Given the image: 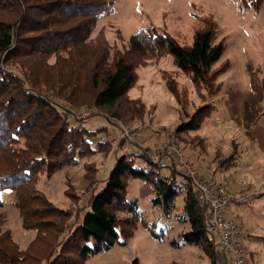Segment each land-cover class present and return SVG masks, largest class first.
I'll list each match as a JSON object with an SVG mask.
<instances>
[{"label": "trees", "instance_id": "1", "mask_svg": "<svg viewBox=\"0 0 264 264\" xmlns=\"http://www.w3.org/2000/svg\"><path fill=\"white\" fill-rule=\"evenodd\" d=\"M244 1L249 7L264 6V0ZM116 2L0 0V193L13 198L23 229L37 233L22 250L4 229L7 216L0 198V264H84L116 244L127 245L140 217L138 202L127 197L131 179L152 184L154 203L162 205L169 218L184 187L185 206L177 221L189 230L180 235V243L171 245L198 246L212 264L223 262L225 255L208 233L207 211L177 165L167 175L162 171L166 166L147 153L116 156L104 186L90 193L86 205L81 206L79 195L69 188L67 195L78 205L68 209L53 204L36 186L40 174L51 177L109 148L108 141L93 144L106 128L94 130L81 120L72 126L70 117L85 108L111 111L126 101L148 54L173 56L178 69L191 74L194 82H205L225 52L224 45L215 42L210 20L189 46L146 28L131 36L127 51H115L103 32L96 39L92 35L99 18ZM210 108H200L177 133L200 130ZM114 116L120 118L119 113ZM234 155L222 169L231 165ZM178 175L187 182H178ZM148 229L157 240H165L151 225Z\"/></svg>", "mask_w": 264, "mask_h": 264}, {"label": "rangeland", "instance_id": "2", "mask_svg": "<svg viewBox=\"0 0 264 264\" xmlns=\"http://www.w3.org/2000/svg\"><path fill=\"white\" fill-rule=\"evenodd\" d=\"M208 20L217 33L215 42L222 43L225 52L207 80L194 82L191 74L175 66L173 56L148 54L137 68L138 81L126 101L111 111L85 108L70 117L72 126L81 120L94 130L106 128L94 138V147L104 141L111 145L51 177L40 174L36 186L47 199L63 209L74 208L78 202L67 195L70 188L79 195L80 205H86L90 193L104 186L116 156L127 152L147 153L166 166L162 171L168 175L172 165L178 166L174 145L202 175L214 171L215 183L226 186L236 198L264 187V6L249 7L244 0H117L113 10L97 21L92 38L103 32L115 51H127L133 34L153 28L189 46ZM205 105L211 108L200 130L177 133V128ZM158 147L165 150L154 152ZM233 154L231 165L222 169ZM87 164H91V177L86 176ZM177 178L187 182L180 175ZM232 186L236 193L231 192ZM6 194L0 193L7 216L4 229L10 230L13 241L25 250L37 233L23 229L14 200ZM185 194L184 187L180 188L169 218L163 206L154 203L152 184L131 179L127 197L138 202L140 215L133 236L127 245L116 244L84 264H132L135 260L139 264H212L201 247L171 245L180 243V235L189 230L187 224L177 221ZM232 214L249 264H264V195L248 206L234 205ZM149 225L165 240L153 237ZM222 258L220 264H229V255Z\"/></svg>", "mask_w": 264, "mask_h": 264}, {"label": "built area", "instance_id": "3", "mask_svg": "<svg viewBox=\"0 0 264 264\" xmlns=\"http://www.w3.org/2000/svg\"><path fill=\"white\" fill-rule=\"evenodd\" d=\"M165 147H158L154 152L161 153ZM179 170L188 178L195 188L197 200L208 214V233L216 241L217 249L225 257L229 255V264H249L245 247L241 243L238 225L232 214L233 206H248L252 201L264 195V187L250 193L240 195L239 198L230 195L226 186L215 183L214 171L206 176L188 161L182 151L175 145Z\"/></svg>", "mask_w": 264, "mask_h": 264}, {"label": "crops", "instance_id": "4", "mask_svg": "<svg viewBox=\"0 0 264 264\" xmlns=\"http://www.w3.org/2000/svg\"><path fill=\"white\" fill-rule=\"evenodd\" d=\"M230 190H231L232 193H236V189L233 186L230 187Z\"/></svg>", "mask_w": 264, "mask_h": 264}]
</instances>
